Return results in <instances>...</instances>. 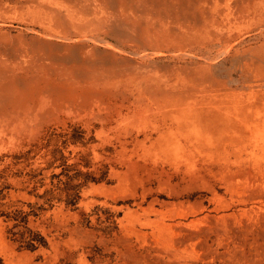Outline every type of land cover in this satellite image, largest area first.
I'll return each instance as SVG.
<instances>
[{
  "label": "rangeland",
  "instance_id": "obj_1",
  "mask_svg": "<svg viewBox=\"0 0 264 264\" xmlns=\"http://www.w3.org/2000/svg\"><path fill=\"white\" fill-rule=\"evenodd\" d=\"M0 264H264V0H0Z\"/></svg>",
  "mask_w": 264,
  "mask_h": 264
}]
</instances>
